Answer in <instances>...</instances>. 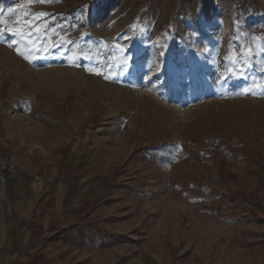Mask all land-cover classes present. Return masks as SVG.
I'll use <instances>...</instances> for the list:
<instances>
[{
	"label": "rangeland",
	"instance_id": "1",
	"mask_svg": "<svg viewBox=\"0 0 264 264\" xmlns=\"http://www.w3.org/2000/svg\"><path fill=\"white\" fill-rule=\"evenodd\" d=\"M0 21V158L83 193L67 264H264V0H0Z\"/></svg>",
	"mask_w": 264,
	"mask_h": 264
},
{
	"label": "crops",
	"instance_id": "2",
	"mask_svg": "<svg viewBox=\"0 0 264 264\" xmlns=\"http://www.w3.org/2000/svg\"><path fill=\"white\" fill-rule=\"evenodd\" d=\"M68 175L55 182L52 195L41 183L26 178L7 184L9 197L1 203L6 214L0 216V264H67L59 243L85 208L83 193Z\"/></svg>",
	"mask_w": 264,
	"mask_h": 264
},
{
	"label": "built area",
	"instance_id": "3",
	"mask_svg": "<svg viewBox=\"0 0 264 264\" xmlns=\"http://www.w3.org/2000/svg\"><path fill=\"white\" fill-rule=\"evenodd\" d=\"M20 178H26L35 182L44 181L41 168L24 164L16 155L0 158V186L5 187L8 182H14ZM43 190L49 193L52 190V186L50 184H43Z\"/></svg>",
	"mask_w": 264,
	"mask_h": 264
},
{
	"label": "snow or ice",
	"instance_id": "4",
	"mask_svg": "<svg viewBox=\"0 0 264 264\" xmlns=\"http://www.w3.org/2000/svg\"><path fill=\"white\" fill-rule=\"evenodd\" d=\"M30 2H31V0H30ZM38 2L39 3H44V0H38ZM10 11H11V9H10ZM40 15H43V13H41ZM0 23H2V21H0ZM26 59H27V57H25ZM225 79H227V78H225Z\"/></svg>",
	"mask_w": 264,
	"mask_h": 264
},
{
	"label": "bare ground",
	"instance_id": "5",
	"mask_svg": "<svg viewBox=\"0 0 264 264\" xmlns=\"http://www.w3.org/2000/svg\"><path fill=\"white\" fill-rule=\"evenodd\" d=\"M39 183H41V182H39Z\"/></svg>",
	"mask_w": 264,
	"mask_h": 264
}]
</instances>
